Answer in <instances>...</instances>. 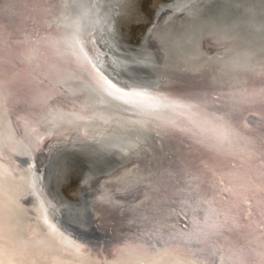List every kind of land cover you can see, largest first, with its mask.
<instances>
[{
  "label": "snow or ice",
  "instance_id": "snow-or-ice-1",
  "mask_svg": "<svg viewBox=\"0 0 264 264\" xmlns=\"http://www.w3.org/2000/svg\"><path fill=\"white\" fill-rule=\"evenodd\" d=\"M185 3L106 63L97 0H0V264H264V0Z\"/></svg>",
  "mask_w": 264,
  "mask_h": 264
},
{
  "label": "bare ground",
  "instance_id": "bare-ground-1",
  "mask_svg": "<svg viewBox=\"0 0 264 264\" xmlns=\"http://www.w3.org/2000/svg\"><path fill=\"white\" fill-rule=\"evenodd\" d=\"M134 1L135 0H107V3L105 4V0H97V3L101 6V8L99 10V13H100L99 17L96 21V35H97L104 51L108 53V60L106 61V63L111 62L112 58L116 57V53L118 51L119 52L123 51L122 47H119L116 45L117 44L116 41H118V38L114 37L115 36L114 32H118L119 30L115 31V27L117 24L121 25V22H123V21H124L123 24L126 23L128 25V22H127V19L129 21L128 11L126 9V12H124V13H126V16H125V14H123V11L129 5L128 4L129 2H131L130 4L135 5ZM206 2H207V0H186L185 5L183 6V10L185 11L186 16L191 17V16L195 15L198 10H202V7ZM130 7H132V6H130ZM156 10H157V8L155 9V11ZM136 11H138V10H136ZM155 11H153V12H155ZM179 11H181V9L176 8L174 10V12H170L167 15L163 16L161 24L165 28H167L169 32L173 31L174 29H179V28L190 29L193 27V21L192 20L186 19L185 17H178L177 18L175 16V13L179 12ZM120 13H122L123 15L119 17L118 14L120 15ZM109 15H110V19L106 18ZM170 21H174V24H170L169 23ZM113 26H114V29H113ZM117 27H119V25ZM117 27H116V29H117ZM116 35H118V34H116ZM122 36H123V34H122ZM124 38H125V36H124ZM125 40L127 41V38H125ZM125 40H123V41H125ZM122 45H124V44H122ZM118 58L122 59V57H118ZM185 66L186 65L184 63H178V65H177V67H185ZM108 70L112 71L111 68H109ZM181 75L183 76L184 74H181ZM114 115H119V114L116 113ZM53 154H54V156H57L59 154V151H57V149L54 148ZM20 162L24 163L22 158H21ZM120 162H121V157L119 156V154H117L115 159H114V163H113L112 167H118L120 165ZM90 173L91 172H89V168L88 169L86 168L85 171L81 174L80 180L84 179L85 177H90V175H89ZM69 177L63 178L62 179L63 182L65 180H69ZM62 180L58 183H60V185L64 184L61 188L62 189L65 188L64 191H66V195L65 194L63 195V193L61 191H59L60 190L59 187L55 188L56 189L55 192L52 191V195L55 197V199L53 200V203L55 204V207H56V210L53 212L54 218H57L60 220V218L58 217V215H60V217L67 219V220L63 219L66 224H72L74 226L86 225L87 224V216H86V213L84 211V204H82L83 199L79 198L80 205H82V207L80 208L79 214H77L76 212L68 213V212L64 211L65 207L68 204V197L77 198L78 197V190L80 188L82 190V184L80 185L81 186L80 187L79 183L77 182L78 186L76 187L77 184H75V182H74L75 178H72L71 179V180H73L72 186L66 187L67 181H65L66 184L65 183L62 184ZM74 184H75V186H73ZM73 193H75V194H73ZM81 196H83V195L81 194ZM63 198H66V199H63ZM63 220H61V221L63 222ZM114 226L119 227L118 225H114ZM126 227L127 226H125V229H126ZM77 233H78V229H77ZM83 235H84L85 239L92 241V242L103 241L105 239H109L111 236L110 233H100L95 229H89L88 232L83 234Z\"/></svg>",
  "mask_w": 264,
  "mask_h": 264
},
{
  "label": "rangeland",
  "instance_id": "rangeland-1",
  "mask_svg": "<svg viewBox=\"0 0 264 264\" xmlns=\"http://www.w3.org/2000/svg\"><path fill=\"white\" fill-rule=\"evenodd\" d=\"M158 1V0H157ZM156 2V0H135L134 1V4L135 5H132V4H130L131 2H129L128 4V6L125 8V10L123 11V14H125V16H126V13H124V12H126V9H127V11H128V17H129V21H128V19H127V22H128V25L126 24V23H124L123 24V22H121V25L120 24H117L116 25V27L119 25V27H117V29H116V27H115V31H118V32H114L115 34V36L114 37H117L118 38V41H116L117 42V46H121L122 44H124V45H122V46H124L125 48H128L130 45L128 44V39H135V38H137V37H139L140 35V33L141 32H143V29H136L135 31H133V25L134 24H142V23H147V21H148V16H147V13H150V11H151V7H153V5H154V3ZM130 6H132V7H130ZM129 7V8H128ZM133 9V10H132ZM131 10V11H130ZM136 10H138V11H136ZM118 11V10H117ZM132 13V14H131ZM122 13H120V15L118 14V16L120 17V16H122L123 15ZM134 15V16H133ZM136 16V17H135ZM118 17V18H119ZM131 17V18H130ZM117 18V19H118ZM146 19H147V21H146ZM118 21V20H117ZM144 21H146V22H144ZM127 25V26H126ZM128 28V29H127ZM113 29H114V26H113ZM116 34H118V35H116ZM122 34H123V36H122ZM142 35V34H141ZM124 36H125V38H127V41L125 40V38H124ZM123 38V39H122ZM122 40V41H121ZM123 40H125V41H123ZM124 47H122L123 49H125ZM60 154V153H59ZM59 154L57 155V156H59ZM62 162V164H65V171H64V173L60 176V178L57 180V182H56V184H55V188H57V187H59V191H61L62 193H63V195L65 194L66 195V191H64L65 190V188L64 189H62L61 187L64 185L63 183H65V181H67V185L69 184L70 186H66V187H71L72 186V182H73V180H71L72 178H75V181H77V180H80V176H81V174L85 171V169L86 168H76V169H73V168H71V166H69V165H67L66 164V162L64 161V160H62L61 161ZM88 169V168H87ZM69 170V171H68ZM73 172H75V174L73 175ZM70 176V177H69ZM65 177H69V180H65L64 182H63V178H65ZM71 178V179H70ZM77 179V180H76ZM62 180V184L63 185H60V183H58V182H60ZM78 182V181H77ZM77 182H75V184H77ZM66 184V183H65ZM75 184L73 185V186H75ZM78 186V184L76 185V187ZM54 188V189H55ZM75 188V187H74ZM77 189V188H76ZM54 192L56 191V189L55 190H53ZM84 192H85V189H84V187L82 186V192H81V194L83 195V196H81L80 195V198L81 199H83V203L82 204H84ZM73 194H75V193H73ZM63 199H66V198H63Z\"/></svg>",
  "mask_w": 264,
  "mask_h": 264
},
{
  "label": "water",
  "instance_id": "water-1",
  "mask_svg": "<svg viewBox=\"0 0 264 264\" xmlns=\"http://www.w3.org/2000/svg\"><path fill=\"white\" fill-rule=\"evenodd\" d=\"M166 2H170V0H156V2L154 3V5H153V7H151V11H150V13H154L153 11H155V9L156 8H158V7H160L161 5H163L164 3H166ZM146 21H147V19H146ZM146 21H144V22H146ZM141 34H143V32H141L139 35L140 36H142ZM139 36V37H140ZM90 172V171H89ZM90 175V177L93 175L92 173H90L89 174ZM79 181V180H78ZM79 183V182H78ZM81 185V183H79V186ZM81 187V186H80ZM82 192V190H81V188L78 190V201H79V198H80V195H81V192ZM80 192V193H79ZM82 207V205H80V201H79V209ZM58 217L60 218V220H67V219H65V218H62V217H60V215H58ZM64 220H63V222H64Z\"/></svg>",
  "mask_w": 264,
  "mask_h": 264
}]
</instances>
